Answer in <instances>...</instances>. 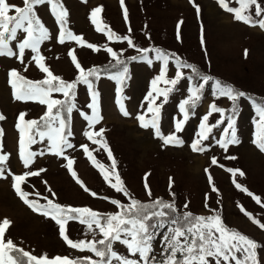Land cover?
Wrapping results in <instances>:
<instances>
[{
    "label": "rangeland",
    "instance_id": "obj_1",
    "mask_svg": "<svg viewBox=\"0 0 264 264\" xmlns=\"http://www.w3.org/2000/svg\"><path fill=\"white\" fill-rule=\"evenodd\" d=\"M56 2L67 13L66 30L82 37L84 45L70 40L60 43V25L51 4L45 0L35 6L36 16L49 33V39L40 45L39 53L44 57L42 63L55 76L64 81L78 75V70L68 55L70 49L74 50L78 62L86 70L90 65L112 60V56L105 51L111 47L120 57H129L126 64L128 71L119 92L115 80L110 78L112 75L99 74V78L94 79L93 91L98 93L97 109L101 119L91 128L82 113L91 116L92 109L88 105L92 103V96L87 85L77 84L73 101L75 108L68 118L65 131V134L71 132L67 139L75 147L65 149L64 156L54 155L49 151L50 142L47 137L40 141L37 133H34L33 137L37 142L27 144V123L46 114L48 108L46 104L40 103L41 97L17 99L16 94L22 90L18 88L19 80L11 72L15 70L18 75L34 81H43L47 75L32 59L35 53L30 49L25 50L23 63L18 59L17 43L26 35L18 30V40L10 44L17 56H0V116L4 117L0 119V154L7 155V161L0 165L4 169L3 176H0V224L5 218L10 221L4 233V241H12L15 246L38 259H100L88 250L71 248L61 237L60 226L55 220L34 211L16 192L15 175L44 169L39 175L26 176L25 181L21 182V189L30 194L28 199L33 203L46 205L47 199H51L61 206L87 207L108 215L119 211L110 202L111 199L124 204L130 202L129 197L149 203L162 199L175 208L165 219L182 216L185 212L194 217L218 215L230 232H238L257 244L255 252L258 264H264V229L253 223V219L264 223V151L258 147V143H264V133L257 128L260 118L255 106L246 95L235 101L237 111L230 118L234 121L237 142L228 144L227 150L217 141L230 139L233 129H228L226 134L229 117L215 111L208 116L207 124L216 127L208 134V139L202 141L200 146L204 150L193 151L191 147L197 139L203 117L210 112V105L215 104L222 109L233 104L225 97L214 96V81L230 85L237 92L264 97V28L258 24L253 26L235 20L234 14L222 8L218 0ZM7 3L23 7V0H7ZM226 3L229 7H239L235 0H226ZM257 3L264 9V0H257ZM96 8L101 9L96 19L105 31H97V25L92 22L91 14ZM255 12L256 6L252 5L244 14L250 15L254 21L264 19V12L261 16H256ZM13 14L15 13H9ZM107 30H111L115 36L130 37L135 47H130L126 40L110 41ZM88 43L98 46L100 50L88 48ZM157 48L167 49L172 53L167 66L155 58L154 49ZM137 49L150 51L141 53ZM142 55L147 56V59H140ZM132 57L137 59L133 60ZM175 58L186 64H197L202 69L201 74L210 76L212 80L203 89L201 99L196 102L195 107L190 109L189 118L183 123L182 130L175 133L182 144L165 145L163 139L156 135L155 129L151 126L142 127L137 117L144 115L146 120L152 118L153 114L147 111L146 97L152 91L153 80L162 69L166 67L167 79L175 76ZM148 59L152 61L151 64L147 62ZM182 71L185 76L191 75L188 68ZM191 83L187 79H181L166 100L163 96L156 100V105L160 106L158 125L163 136L174 133L176 121L183 119L179 105L189 96L188 88ZM157 87L163 89L172 86L158 81ZM62 96L61 93L53 92L49 98L60 99ZM121 105L128 113L127 116L121 110ZM22 113L23 121L20 120ZM17 124L25 128L26 152L36 153L28 167L24 166L20 157L21 133ZM54 126H58V123ZM101 129L102 134L95 135ZM86 131L92 132L93 139L99 143L93 144L84 135ZM105 144L107 150L102 147ZM81 145L88 146L92 159H89ZM108 150L115 160V170L112 169ZM64 157L73 159L76 178L90 191H85L76 182V178L65 166L67 161ZM213 158L216 159V164L212 163ZM93 159L112 174L113 182L115 175H119L129 197L109 186L99 168L93 164ZM236 184L247 189V192L238 189ZM148 190L151 196L148 195ZM249 192L253 195H248ZM91 193L97 195L93 196ZM253 196L258 197L260 203ZM245 212L251 214L253 219ZM155 222L154 220L153 223ZM65 232L74 242L93 241L94 238L99 241L103 238L95 225L90 231L87 224L80 223L79 220H67ZM154 232L150 256H155L158 264L164 259L162 252L166 228H157ZM113 250L128 258L139 259L138 256H130L120 242L113 244ZM177 255L179 258V254ZM240 255L237 253V256ZM208 261L209 264H215L211 257ZM113 264L117 262L114 261ZM222 264H235V261L222 260Z\"/></svg>",
    "mask_w": 264,
    "mask_h": 264
},
{
    "label": "snow or ice",
    "instance_id": "obj_2",
    "mask_svg": "<svg viewBox=\"0 0 264 264\" xmlns=\"http://www.w3.org/2000/svg\"><path fill=\"white\" fill-rule=\"evenodd\" d=\"M45 2V0H23V7L16 5H9L7 0H0V56H17V53L10 47L11 42L18 40V30L22 31L26 35L19 39L17 47L19 49L18 59L21 63L24 62V53L26 49H30L35 55L32 59L36 62L40 70L46 73L47 78L41 82L33 83L30 81H24L26 87L22 91L16 94L17 99H30L41 97L40 103L46 104L48 112L44 120V127L46 130L40 131L37 129V135L40 141H43L47 137L50 142L49 151L57 156H64V150L69 148H74L75 146L71 144L67 136L71 135V132L65 134L66 121L61 115L62 112H66L69 116L75 108V88L78 83H83L88 86L91 96L92 103L88 105L92 109V114L82 113L84 119L88 121L89 127L91 128L97 123L101 117L98 114L97 109V97L98 93L92 91L93 85L90 77L99 78L98 69L85 70L82 65L78 62L77 57L74 54V50L70 49L68 55L71 57L73 64L78 70V75L75 82H65L60 77L55 76L51 70L42 63L44 57L40 55L39 48L40 45L47 39H49V33L44 25L41 23L39 18L36 16L34 8L36 5ZM51 4L53 14L56 16L57 23L60 25L58 40L60 43H64L66 40L75 41L81 46L84 45L82 37L73 34L71 31L66 30V11L63 9L62 5L58 4L56 0H47ZM123 3V0H121ZM239 7H229L226 0H218V3L226 11L234 14V19L237 21H242L246 24H252L255 26L258 24L261 28H264V19L254 21L250 15H245L244 13L252 6H256V16H261L264 9H261L257 0H235ZM195 6V5H194ZM101 11L100 8L93 10L91 14L93 24L97 25V31H105L102 29L97 22V15ZM10 12H14V15H9ZM197 12L199 8L197 7ZM125 19L127 20V11L124 13ZM107 37L111 41L115 39L116 41L126 40L130 47H135L130 37H119L115 36L111 30H107ZM95 51H99V47L88 43L86 45ZM118 65H122L125 61L119 59L118 54L111 47L105 49ZM141 53H148L150 49H137ZM155 58L163 62L165 66L168 65L170 55L161 51L160 49H154ZM140 59H147V56L142 55ZM135 60L137 57H132ZM149 64L152 63L150 59L147 60ZM176 73L171 79L166 78V67L161 70L160 74L153 80L152 91L148 93L146 97L148 101L147 111L152 113V118L146 120L144 115L138 116V120L142 127H149L155 129L156 135L163 139L165 145L175 144L180 145L182 141L176 136L175 133L182 130V125L189 118V109L194 108L196 102L201 99V94L203 89L212 80L210 76L203 75L196 69L193 65L186 64L182 62L179 58H175ZM188 68L191 70V75L185 76L182 69ZM27 70V69H25ZM128 69L125 66L122 71L117 72L110 78L116 80L118 84H121L126 77ZM11 75L16 77L18 73L13 70ZM23 79V78H20ZM187 79L191 81L188 88L189 96L183 100L179 105V110L183 114L182 120H177L175 123V132L163 136L160 132L158 125V118L160 112V106L156 105V100L163 96L165 100L168 94L173 90L174 86L181 80ZM57 81L58 84L53 82ZM162 82L165 85H171L172 87H165L163 89L157 87V82ZM196 81H199L198 83ZM41 85H46L47 87H42ZM213 94L217 98L225 97L233 102V111H235V101L241 97L245 96L243 92H237L230 85L223 84L221 81L216 80L213 83ZM15 87V85H14ZM119 92L120 89L118 88ZM61 93L64 100L50 99L51 93ZM153 93H156L154 96ZM119 99L117 103H119ZM257 115L259 116V122L257 128L260 132L264 133V101L257 103L253 101ZM55 106H60L56 112L53 114V109ZM121 110L124 115H128L124 111L123 105H121ZM219 112L223 115L224 110L218 108L215 104L210 105V112L203 117L200 124V131L197 133V139L191 145L193 151H203L204 149L200 146L203 140L208 139V134L211 133L212 129L216 125H208V116L211 112ZM0 119H4L0 116ZM24 114L20 115V120L23 121ZM222 121H218L221 123ZM58 123V126H54ZM234 121L229 117L228 127L225 129L227 134L228 129H233ZM37 125L36 121H30L27 123V128L31 129ZM17 128L20 129V140H19V152L20 157L23 161L25 167H28L32 158L36 153L27 151L26 152V141H25V128H21L20 124H17ZM103 129H101L95 135H101ZM84 135L93 143H99L98 140L93 139V133L86 131ZM37 141L32 135L28 136L27 144L36 143ZM236 137L233 129L230 139H221L217 141L219 145L227 150V146L230 143H235ZM85 153L88 154L89 159H92V152L89 150L87 145L80 146ZM107 150V145H102ZM258 147L264 151V143H258ZM109 159L112 160V169L115 170V160L112 157L111 151L108 150ZM67 161L66 167L71 175L76 178L77 174L73 171V159L69 157H64ZM233 158L234 157H230ZM7 161V155L0 154V165H3ZM93 164L99 168L100 172L109 186L115 191L122 193L126 197H129L127 190L123 187L122 181L119 175H115V182H113L112 174L106 172L104 166L99 164L93 159ZM212 163L216 164L215 158L212 159ZM45 171L44 169L37 170L35 172H28L22 175H15L14 187L21 199L24 200L26 204L29 205L34 211H39L42 215L50 216L55 222L60 226V235L65 240V242L73 249H78L80 251L88 250L92 252L99 260H92L91 257L86 258V262L82 261H72L64 257H56L49 261L45 258H36L30 256L28 253L23 252L21 249H17L12 241H4V233L6 228L10 225V221L6 218L0 224V264H157L155 256H150L152 253V240L154 238V229L166 228V234L163 239L165 242V247L163 249L162 255L164 259L159 261L158 264H209L208 258L211 257L215 260V264H222L223 262L235 261V264H258L257 254L255 249L257 244L249 239L248 237L238 233L230 232L222 223L220 217L209 216V217H194L191 213L185 212L182 216H176L170 219H165L169 216L170 211H175L174 205L171 203H166L162 199H157L151 203L140 202L134 198L129 197V203L124 204L119 200L111 199L110 202L116 205L119 209L115 214H108L102 216L94 210L87 207L76 208L71 206H61L54 203L51 199H47L46 205H41L39 203H33L28 199L30 195L21 189V182L25 181L26 176L29 175H39L40 172ZM232 171V170H229ZM4 169L0 167V176H3ZM240 175H243L240 172ZM211 181V177H209ZM76 182L80 184L85 191H90L87 189L83 183L76 178ZM147 187V186H146ZM238 189L247 192V189L241 188V185L236 184ZM215 191V188H213ZM50 191V189H49ZM96 196V193H91ZM54 195V193H53ZM148 195L151 196L150 190H148ZM248 195H253L248 193ZM257 203H260L258 197L253 196ZM107 199V198H106ZM186 207V205H185ZM168 210V211H166ZM241 210L244 209L241 206ZM250 219L251 214L245 212ZM79 220L80 223L87 224L90 231L93 230V225L99 230V234L102 235V239L96 241H77L74 242L66 235L65 223L67 220ZM156 221L153 223V221ZM253 223H256L264 229V223H260L258 220L253 219ZM95 237V233H93ZM182 238V239H181ZM115 242H120L123 244L130 256L139 259H131L113 250V244ZM99 245V247L97 246ZM9 252H23V256L28 257V261L24 262L19 256L13 258L8 255ZM240 253V256H237ZM179 254V258L178 255ZM222 258V260H221Z\"/></svg>",
    "mask_w": 264,
    "mask_h": 264
},
{
    "label": "trees",
    "instance_id": "obj_3",
    "mask_svg": "<svg viewBox=\"0 0 264 264\" xmlns=\"http://www.w3.org/2000/svg\"><path fill=\"white\" fill-rule=\"evenodd\" d=\"M57 1V0H56ZM14 15V14H13ZM162 51H165L166 53L168 54H172L171 52H168L170 50H167V49H161ZM118 54V53H117ZM119 59L125 61L124 64L122 65H118L116 63V60H114L112 58V60L108 61V62H105V63H98V64H94V65H90L86 70H89V69H98L99 70V74H110V75H115L117 72H120V70H123L122 68H124L127 64V61L129 60V57L125 56V57H120L118 55ZM190 65H193L196 69L199 70L200 73H202V69L195 63H188ZM192 74V73H191ZM17 80H19V84H18V88H20L21 90L26 87V85L24 84V81H30V82H33V83H37V82H41L42 80L40 81H34V80H30V79H25L24 77L18 75L15 77ZM20 78H23V79H20ZM76 78L77 76L71 78L70 80H64L65 82H75L76 81ZM96 77H90L89 79L91 80L92 82V85H94V79ZM116 82V87L117 88H120L121 87V84H118L117 81L115 80ZM54 84H58L57 81H54L53 82ZM42 87H47L46 85H41ZM88 87V86H87ZM89 89V88H88ZM94 90V88H92V91ZM90 91V90H89ZM91 93V92H90ZM245 95L249 98L250 102L252 103V105L254 106L253 104V101H256L257 103H260L262 101H264V97L263 96H257V95H254V94H250L248 92H244ZM65 97H61L59 100H64ZM60 106H55L54 109H53V114L56 112V110L59 108ZM191 109V108H190ZM189 109V111H190ZM224 110V114H227L228 117H232L234 115V113L237 111V105H235V111H233V104L227 106V107H224L222 108ZM46 114L44 115H40L38 116L37 118L33 119L32 121H36L37 122V125L34 126L33 128L31 129H28L27 128V135H34V133H37V129H39L40 131H44L46 130L45 127H44V120L42 119V117H45ZM61 115L65 118V121H66V129L65 131L67 130V126H68V118H69V115L66 113V112H62ZM144 203H149V202H144ZM101 214L102 216H106L105 214L103 213H99ZM170 214V212H169ZM169 217V216H168ZM167 218V217H166ZM99 247V245H97ZM17 249H21L23 250L22 248H20L19 246H15ZM25 252V251H23ZM23 252L21 253H17V252H9L8 255H11L13 258H16V257H20L24 262H27L28 261V257H25L23 256ZM73 261H82V262H86L85 259H74ZM32 264H35V261L32 262Z\"/></svg>",
    "mask_w": 264,
    "mask_h": 264
}]
</instances>
